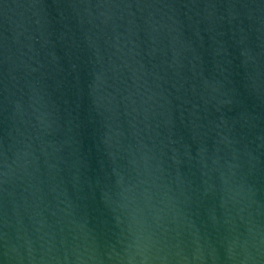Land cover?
<instances>
[{"label": "water", "instance_id": "1", "mask_svg": "<svg viewBox=\"0 0 264 264\" xmlns=\"http://www.w3.org/2000/svg\"><path fill=\"white\" fill-rule=\"evenodd\" d=\"M0 264H264V0H0Z\"/></svg>", "mask_w": 264, "mask_h": 264}]
</instances>
